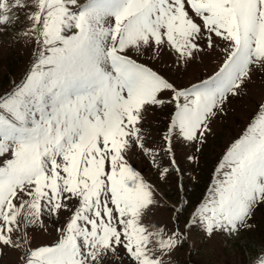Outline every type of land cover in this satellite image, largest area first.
Segmentation results:
<instances>
[{"label":"snow or ice","instance_id":"6c2138e0","mask_svg":"<svg viewBox=\"0 0 264 264\" xmlns=\"http://www.w3.org/2000/svg\"><path fill=\"white\" fill-rule=\"evenodd\" d=\"M17 46L25 70L0 81V262L178 264L194 234L252 228L264 208V96L200 202L167 207L171 227L157 213L163 186L183 176L177 146L195 162L231 100L264 82V0H0V49ZM213 56L212 75L181 81ZM162 109L169 122L149 146L146 121ZM43 233L52 240L36 244Z\"/></svg>","mask_w":264,"mask_h":264},{"label":"rangeland","instance_id":"374dc122","mask_svg":"<svg viewBox=\"0 0 264 264\" xmlns=\"http://www.w3.org/2000/svg\"><path fill=\"white\" fill-rule=\"evenodd\" d=\"M220 62L218 57H205L203 64L190 65L180 79L184 84H188L206 78L218 70ZM27 63L28 51L20 46L14 50L0 49V81L6 85L8 73L14 74L19 79ZM262 96H264V82L257 79L249 87L247 95L242 94L233 98L226 106V115L221 116L213 124V133L208 136L207 144L201 153L197 154L198 159L195 162L186 159V155L190 153L189 149L177 146V160L183 176L180 178L179 187L175 173L170 178V182L163 186L166 208L157 213V217L166 221L169 227L172 226V221L169 220L172 213L167 207L177 201L187 200L191 209L207 194V189L213 182L215 169L223 158L226 148L242 133ZM169 115L168 109L149 114L146 121V126L151 129L149 146L152 145V141L160 142V137L169 122ZM132 163L147 179L156 183V173L146 160L138 157ZM186 219H188V211L180 217L181 228L184 227ZM251 223L252 228L249 231L242 232L239 238L234 239L225 240L223 237H217L203 242L194 234L189 243L178 251V264H253V260L258 259L259 254H264V208L256 212ZM51 240L52 236L48 233L36 236V244L48 243ZM0 264H16V254H9Z\"/></svg>","mask_w":264,"mask_h":264}]
</instances>
